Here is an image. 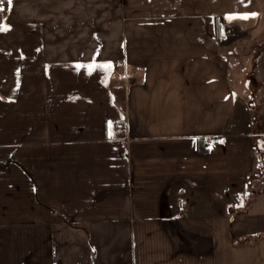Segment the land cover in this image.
<instances>
[{
  "label": "crops",
  "instance_id": "0c3cea01",
  "mask_svg": "<svg viewBox=\"0 0 264 264\" xmlns=\"http://www.w3.org/2000/svg\"><path fill=\"white\" fill-rule=\"evenodd\" d=\"M3 9L0 264H264V0Z\"/></svg>",
  "mask_w": 264,
  "mask_h": 264
},
{
  "label": "rangeland",
  "instance_id": "374dc122",
  "mask_svg": "<svg viewBox=\"0 0 264 264\" xmlns=\"http://www.w3.org/2000/svg\"><path fill=\"white\" fill-rule=\"evenodd\" d=\"M6 1H3V2L6 3ZM3 11H0V16H3L4 15L5 12H3ZM263 18H264V15H263ZM263 31H264V29H263ZM263 42H264V37H262V36L257 37L256 39H253V41H251L250 44L248 43L246 46H244L245 48L239 47L238 49H235L236 51L233 52V54L235 56V54L237 53V50H238V51L241 52L240 54L242 56L247 57V60L249 61L250 60V57H251L250 51L252 52V50H254L255 48L260 49V50H264V43ZM258 44H261V45H259V47H258ZM237 69H238L237 63L233 64L231 66V68H230V78H231L230 80L232 81V83H236L235 80H234L235 78H233V77L236 76ZM236 90L239 91L237 88H236ZM254 98H257V96L255 95Z\"/></svg>",
  "mask_w": 264,
  "mask_h": 264
},
{
  "label": "built area",
  "instance_id": "2783aa9c",
  "mask_svg": "<svg viewBox=\"0 0 264 264\" xmlns=\"http://www.w3.org/2000/svg\"><path fill=\"white\" fill-rule=\"evenodd\" d=\"M217 39L218 42L221 44H228L232 39L238 37V31L236 28L229 26L224 22H219L217 26ZM217 141L215 140H208L209 147L216 146Z\"/></svg>",
  "mask_w": 264,
  "mask_h": 264
},
{
  "label": "snow or ice",
  "instance_id": "6c2138e0",
  "mask_svg": "<svg viewBox=\"0 0 264 264\" xmlns=\"http://www.w3.org/2000/svg\"><path fill=\"white\" fill-rule=\"evenodd\" d=\"M8 4H9V6H11L12 0H8ZM3 10H4L3 9V0H0V11H3ZM252 15H255V14H252ZM241 18L247 19L248 16H244V17H241ZM3 30H5V29L3 27H0V31H3ZM106 67H110V65H106ZM109 129H110L109 134L111 136L112 135V132H111V123L109 124Z\"/></svg>",
  "mask_w": 264,
  "mask_h": 264
},
{
  "label": "trees",
  "instance_id": "16d2710c",
  "mask_svg": "<svg viewBox=\"0 0 264 264\" xmlns=\"http://www.w3.org/2000/svg\"><path fill=\"white\" fill-rule=\"evenodd\" d=\"M257 151H258V153L256 154L257 159L264 161V150H263V148L262 149L259 148Z\"/></svg>",
  "mask_w": 264,
  "mask_h": 264
}]
</instances>
